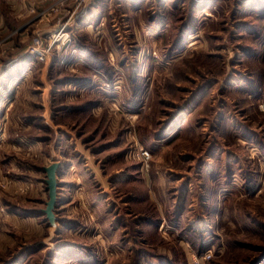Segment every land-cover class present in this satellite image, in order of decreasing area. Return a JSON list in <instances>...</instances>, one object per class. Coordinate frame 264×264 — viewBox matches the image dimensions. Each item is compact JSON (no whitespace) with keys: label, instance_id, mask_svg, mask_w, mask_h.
<instances>
[{"label":"rangeland","instance_id":"1","mask_svg":"<svg viewBox=\"0 0 264 264\" xmlns=\"http://www.w3.org/2000/svg\"><path fill=\"white\" fill-rule=\"evenodd\" d=\"M0 264H264V0H0Z\"/></svg>","mask_w":264,"mask_h":264},{"label":"water","instance_id":"2","mask_svg":"<svg viewBox=\"0 0 264 264\" xmlns=\"http://www.w3.org/2000/svg\"><path fill=\"white\" fill-rule=\"evenodd\" d=\"M61 168L60 162H54L51 165L44 167L43 171L45 172V183L48 193V200L43 209L44 214L49 223L55 221V206L57 200V187H58V170Z\"/></svg>","mask_w":264,"mask_h":264},{"label":"built area","instance_id":"3","mask_svg":"<svg viewBox=\"0 0 264 264\" xmlns=\"http://www.w3.org/2000/svg\"><path fill=\"white\" fill-rule=\"evenodd\" d=\"M38 55L40 56L39 59L43 58L46 55V52L44 53L38 52ZM210 256H211L210 252L207 251L206 253H204L202 257V261L207 260L208 258H210ZM196 263H199L198 260L196 261Z\"/></svg>","mask_w":264,"mask_h":264},{"label":"crops","instance_id":"4","mask_svg":"<svg viewBox=\"0 0 264 264\" xmlns=\"http://www.w3.org/2000/svg\"><path fill=\"white\" fill-rule=\"evenodd\" d=\"M58 176H60V172H58V175H57V177H58ZM58 183H59V181H58Z\"/></svg>","mask_w":264,"mask_h":264}]
</instances>
